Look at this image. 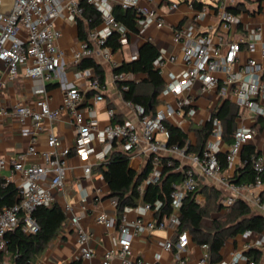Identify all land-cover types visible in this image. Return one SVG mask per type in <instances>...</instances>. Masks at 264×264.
I'll list each match as a JSON object with an SVG mask.
<instances>
[{
	"label": "built area",
	"instance_id": "obj_1",
	"mask_svg": "<svg viewBox=\"0 0 264 264\" xmlns=\"http://www.w3.org/2000/svg\"><path fill=\"white\" fill-rule=\"evenodd\" d=\"M92 5L100 14L101 23L87 30L86 36L79 40L78 45L70 54L57 44L61 36L60 30L55 26L58 16H65L67 20L77 23L83 18V3ZM120 5L124 8H133L137 12V33H143L150 24L162 26L164 19L154 9L139 5V0H0V61L6 65L10 78H14L20 72L25 77L40 79L42 83L50 81L53 77H60V71L65 64H77L83 57L98 54L108 62L111 67H116L117 61L114 52L107 46L105 41L112 32L118 34V41L122 45L127 43L129 30L117 21L112 13V6ZM170 7H176L172 3ZM217 8L220 14L219 27L223 32L234 31V26L241 23L240 17L229 11L224 2ZM248 40L230 39L224 41L218 36L216 44L211 43L209 34L194 36L193 25H186L174 29V39L181 42L182 62L185 68L180 75L167 72L166 79L162 84L164 93H171L175 97V106L167 105L165 108L157 109L153 114L143 112L141 106L136 105L139 129L129 122L107 123L98 126L95 117L85 118L79 107L84 100L85 93L77 85L67 86L63 91L61 109H66L71 115V122L75 128L74 154L81 159L102 161L110 152L112 144L115 143L119 150L132 154L141 144V151L151 158L152 170L148 181H155L160 175L159 155L162 150L172 153L185 154L189 164L181 171V180L172 185L170 192L171 212L161 220H148L142 222L140 219L132 221L133 232H130L129 223L125 215L119 222L114 215L99 213L95 216V222L106 228H116L118 235L113 239L114 248L107 250L100 259V264H153L145 261H131L128 255L131 252L132 235L144 229L164 228L166 226L176 227L179 224V207L186 193L194 191L198 184V174L204 177H215L221 171L218 153L221 151V125L214 118L213 128L206 145L200 154L185 153L183 149L176 146L166 147L165 142L156 139L157 134L168 137V131L164 121L169 118L187 117L193 118L196 107L193 105V85L199 83L200 92L214 91L218 99L230 98L238 107L239 116L244 111L260 117L264 124V65L252 56L242 60L239 67L234 69L239 61L241 44H246V49L253 52L255 43L260 37V26L247 29ZM261 55L264 56V44L260 47ZM167 60L174 62L176 57L169 55ZM163 62L161 58L154 61V65L161 73ZM88 76V89L92 91V102L104 100V91L107 88L105 81H100L95 74L87 69L76 73V76ZM112 80L119 83V91L127 90V77L125 72H113ZM2 81L0 80V87ZM60 108L51 109L45 97L35 99L32 104L16 103L10 110L0 103V115L11 113L19 122L23 123L30 119L35 126V131L42 128L44 120L53 121L60 113ZM107 115L112 118V109H107ZM211 114L208 116L210 119ZM202 122V121H201ZM181 129V128H180ZM257 129L238 121L233 132V140L225 153L227 166L239 158L242 147L248 144L256 135ZM93 142L98 143L101 148L96 149ZM47 145L49 150L42 152L44 164H25L23 157L33 153L35 147L28 145L24 152L18 153L9 161L12 171L18 173L19 183L17 186V199L8 206L0 209V251L5 249L4 235L7 231L15 229L18 225L25 233H34L38 230V224L32 216L37 206H48L55 202L51 189H59L67 168V158L71 153L68 146L62 145L60 139L52 132H48ZM246 163V159L242 160ZM250 162L254 171V179L250 183L238 184L233 182L224 183L232 194L223 199L222 205L227 207L235 201L242 191L251 193V201L258 205L264 212V203L258 193L253 190L262 187V174L264 173V156L253 154ZM7 161L0 157V169ZM83 172L89 176L91 162L83 166ZM155 206L144 204L143 209L156 210ZM69 209V207H65ZM128 209V208H125ZM76 235L78 245V259H90L94 251L89 244L90 234L79 223L78 216L70 220ZM244 238L256 234L251 230L241 233ZM255 241L247 242L245 249L252 246L264 245V226ZM189 242V234L182 231L177 234L176 240H166L162 243L166 249L183 251ZM203 253L196 264H208L207 245L201 244ZM117 258V260H116ZM248 261L242 252H237L229 260H221L215 264H238L239 261Z\"/></svg>",
	"mask_w": 264,
	"mask_h": 264
},
{
	"label": "crops",
	"instance_id": "obj_2",
	"mask_svg": "<svg viewBox=\"0 0 264 264\" xmlns=\"http://www.w3.org/2000/svg\"><path fill=\"white\" fill-rule=\"evenodd\" d=\"M191 1L139 0L140 6L152 8L157 14L161 15L164 19V24L162 26L150 24L143 33L132 32L127 28L129 30L127 43L116 51H113L114 58L117 61L116 67H118L123 61L136 59L140 46L146 41L151 42L158 49V58H161L163 64L160 69L162 83L155 88L153 94L158 100L155 111L165 108L167 105L175 106L174 95L164 93L162 91V84L166 79L167 72L172 71L176 75H180L181 71L185 68L181 58L182 44L174 39V29L178 27L193 25L194 36L209 34L211 43L216 44L219 35L222 36L224 41L242 39L246 42L248 40L247 29L258 25L261 27V31L260 37L255 43L256 49L253 52H249L246 49V44L242 43L239 61L235 64L234 69H237L241 61L248 56H252L264 65V56L260 52V47L264 44V0H210V3H206L203 0H195L196 2L203 3L201 7L191 4ZM112 2L116 3V0H112ZM221 2H224L229 11H231L230 7L238 5L240 7V11L235 14L240 17L241 23L235 26L234 31L229 33L223 32L219 27L220 14L217 6ZM172 3H176V7H170ZM63 15L65 16V13ZM64 16H58L57 19H60L62 23L74 25L76 31L75 38H73L66 28L61 29V36L57 40V44L68 55L77 47L81 39L77 37V23L67 20ZM169 55H174L176 60L174 62L167 60ZM93 58L104 68L105 78L103 81L106 82L107 88L103 93V101H98L95 104L92 102L93 93L88 89L89 78L84 75L76 76V73L84 70L77 69L76 64H65L60 71V77H53L50 81L42 83L40 79L22 75L20 67L18 74L14 78H10L6 65L0 61V80L2 81L0 103L10 110L16 103L32 104L35 99L45 97L49 103V107L57 109L61 107L64 89L70 85H77L85 93L84 100L79 106L85 118L95 117L98 126L110 122H129L136 129H139L140 124L135 110L136 105L123 99L122 93L119 91V83L112 80L113 69L116 67H111L98 54H95ZM86 69L91 74H95L92 68ZM125 73L128 81H139L143 77L141 73ZM198 90L199 83L195 82L193 85V91L195 92L193 105L196 107V113L193 118L177 116L167 119L187 133V142L191 145H195L197 140L194 131L190 130L191 126H199L205 123L208 120L209 114L217 108L222 100L227 99L235 104L229 97L218 99L212 90L204 92ZM107 109L113 110L114 115L112 118L108 117ZM238 121L254 126L257 129L256 135L249 141V144L254 146L259 151V154L264 156V124L261 118L254 116L248 111H244L241 117H237L236 124ZM48 132L54 133L60 139L62 145L68 146L71 150L67 158V168L61 188L51 189L55 197L54 203H57L62 208L66 218L61 233L48 242L47 246L37 257L35 264H100L103 254L107 250L114 248L113 239L117 237L118 232L116 228H106L104 225L96 223L95 216L104 212L114 215L117 219L115 214L117 198L109 194L110 189L108 184L100 171L95 168L101 161H95L93 157L81 159L74 154L75 128L71 122V115L68 110L60 108L59 116L53 121L44 120L42 128L37 132L35 131L34 123L30 119H26L21 123L11 113L0 115V157L7 161L6 165L0 169V180L4 183L10 182L17 188L19 175L12 171L9 161L18 153L24 152L30 144L34 145L35 151L26 154L23 157V162L25 164H44L42 152L49 150L47 145ZM156 139L166 142L165 137L161 134H157ZM93 145L97 150L101 148L96 142H93ZM142 145L129 155V167L134 170L143 168L148 159V155L141 151ZM228 146L229 144L222 140L220 143L221 152L226 151ZM116 148L118 149V147ZM160 155L174 157L179 163V169L189 164V160L185 154L162 150ZM88 162H91V172L89 176H86L83 172V166ZM241 167L242 162L239 156L233 164L226 166L215 177L209 178L198 174L197 202L202 204L205 200V192L211 188L220 191L219 204L221 208L218 211L211 212L209 217L204 218L203 221L206 225H210L213 218L227 211L228 206H223L221 201L230 196L232 192L224 183H235L233 179L239 174ZM253 192L258 193L261 201L264 203V184L262 187L254 189ZM250 196L251 193L242 191L236 199L245 201L251 212L261 214L264 217V212L257 204L251 201ZM143 205L139 203L135 207H125L128 209L124 208L123 210L122 215H125L131 233L134 229L133 225H131L132 221L136 219H140L142 222L153 219L157 220L155 210L143 209ZM66 206L69 207L68 210L65 209ZM73 216H78L79 223L90 234L89 244L94 251V256L90 259H78L79 251L76 235L73 227L70 225V220ZM257 233L247 238H244L241 233L234 237H228L220 250L222 260H229L237 252L244 254L247 250L244 247L245 244L255 241L258 236ZM176 236L175 227L171 226L139 231L132 235L131 252L128 258L131 261L141 260L153 264H196L203 253V249L200 244L192 240L190 235L189 242L183 251L163 247L162 243L164 241H175ZM252 247L260 249L261 255L258 259V264H264V245ZM4 258L2 264H8V257L5 256ZM238 264H248V262L241 260Z\"/></svg>",
	"mask_w": 264,
	"mask_h": 264
},
{
	"label": "trees",
	"instance_id": "obj_3",
	"mask_svg": "<svg viewBox=\"0 0 264 264\" xmlns=\"http://www.w3.org/2000/svg\"><path fill=\"white\" fill-rule=\"evenodd\" d=\"M82 3L84 12L83 18L77 22L78 39H83L88 29L101 23L99 12L92 5L83 1ZM191 4L197 7L203 5V3L195 0H192ZM229 9L233 13L240 11L239 5ZM112 13L114 18L129 30L132 32L138 31L136 22L139 16L135 9H123L120 5L114 4ZM104 45L112 51L121 48L118 34L112 32ZM158 56L159 51L155 45L146 41L140 46L136 59L123 61L118 67L113 69L114 72L122 71L143 74L139 81H126L128 88L122 91V97L133 105L141 106L146 114H153L158 103L157 98L153 95L155 88L162 83L160 71L154 65V61ZM76 68H92L100 81L105 78L103 66L92 56L83 57L76 64ZM238 116V107L227 99L222 100L211 113L209 120L202 125L190 127L197 139L195 145L188 144L186 132L165 120L164 124L168 131L165 145L166 147L174 145L179 149H183L185 153L200 154L211 135L214 118L220 122L222 140L230 144L233 140V132ZM253 154H259V151L254 146L248 143L242 147L240 157L242 160L246 159L247 162L242 164L239 174L233 179L235 183L246 184L253 181L254 171L250 162V157ZM218 159L222 170L227 166L225 153L220 151ZM129 160V154L117 149L116 144L113 143L105 159L95 166L108 184L109 194L117 198L115 211L117 221L119 222L125 207H135L139 203H147L154 207L156 201L160 202L159 207L155 210L157 220L169 215L171 212L170 192L172 185L178 183L182 175L178 161L172 156L159 155L160 175L155 181H148L152 170L151 158L148 157L147 162L140 170H134L129 167ZM261 181L264 184V173ZM217 192L218 190L214 188L206 191L207 201L209 202L211 195L213 193L217 194ZM197 193L198 184L196 190L190 191L184 196L179 207V224L176 225L175 232L178 234L185 230L194 242L200 245L206 244L208 264H215L222 260L220 250L228 237H234L246 230L253 232L262 231L264 217L261 214L251 212L248 204L241 199H235L228 206L226 212L213 218L210 225H206L203 221L204 218L209 217L211 210L218 211L221 205L219 204V199L213 208H209L208 204H200L196 200ZM16 199L17 188L10 182L4 183L0 180V209L3 206L13 204ZM32 216L38 224L36 232L25 233L21 230V226L18 225L15 229L5 233V249L0 251V264L3 263L5 256L8 257V264H35L37 257L47 246L48 242L61 233L65 225L66 217L64 211L57 203H52L48 206H37L32 212ZM244 254L248 260L258 264L261 251L257 247H250Z\"/></svg>",
	"mask_w": 264,
	"mask_h": 264
},
{
	"label": "rangeland",
	"instance_id": "obj_4",
	"mask_svg": "<svg viewBox=\"0 0 264 264\" xmlns=\"http://www.w3.org/2000/svg\"><path fill=\"white\" fill-rule=\"evenodd\" d=\"M203 1H205L206 3H210V0H203ZM57 19V18H56ZM55 26L57 27V29L58 30H60V32H61V29H67V32L73 37V38H75V26L74 25H70V24H67V23H62V21L59 19H57V20H55ZM234 28H235V26H234ZM100 104V103H99ZM203 107H204V105H203ZM102 117V116H101ZM100 117V118H101ZM101 126H103V125H101ZM100 126V127H101ZM206 196V195H205ZM220 198V191L218 190V192H217V194H215V193H213L212 195H211V198H210V200H209V202L207 201V196L205 197V200H204V202H202V204H208V206H209V208H213V207H215L216 206V202H217V200ZM211 212H214V211H212L211 210ZM209 215H210V213H209Z\"/></svg>",
	"mask_w": 264,
	"mask_h": 264
}]
</instances>
